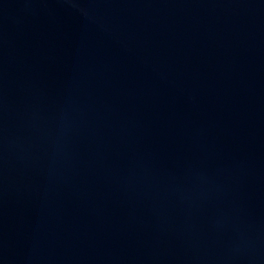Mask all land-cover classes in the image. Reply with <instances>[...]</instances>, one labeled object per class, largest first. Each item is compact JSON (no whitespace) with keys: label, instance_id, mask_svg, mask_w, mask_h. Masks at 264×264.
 Instances as JSON below:
<instances>
[{"label":"water","instance_id":"1","mask_svg":"<svg viewBox=\"0 0 264 264\" xmlns=\"http://www.w3.org/2000/svg\"><path fill=\"white\" fill-rule=\"evenodd\" d=\"M0 264H264V0H0Z\"/></svg>","mask_w":264,"mask_h":264}]
</instances>
